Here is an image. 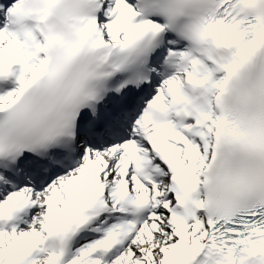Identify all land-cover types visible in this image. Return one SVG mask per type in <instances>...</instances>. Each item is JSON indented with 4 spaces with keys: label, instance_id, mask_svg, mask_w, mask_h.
<instances>
[{
    "label": "snow or ice",
    "instance_id": "6c2138e0",
    "mask_svg": "<svg viewBox=\"0 0 264 264\" xmlns=\"http://www.w3.org/2000/svg\"><path fill=\"white\" fill-rule=\"evenodd\" d=\"M0 264H264V0H0Z\"/></svg>",
    "mask_w": 264,
    "mask_h": 264
}]
</instances>
